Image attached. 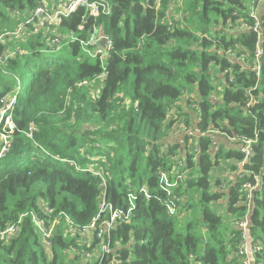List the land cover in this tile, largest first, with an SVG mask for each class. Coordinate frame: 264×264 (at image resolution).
<instances>
[{
    "label": "trees",
    "instance_id": "1",
    "mask_svg": "<svg viewBox=\"0 0 264 264\" xmlns=\"http://www.w3.org/2000/svg\"><path fill=\"white\" fill-rule=\"evenodd\" d=\"M106 1L108 15L86 17L79 8L48 29L30 25L19 38L7 35L0 43V99L20 89L16 128L0 158V230L27 214L17 234L0 238V264H240L233 227L245 214L242 185H253L254 176L251 234L260 247L256 262L264 264V0ZM38 5L0 0V33H10L5 30L17 14L29 15ZM93 26L111 42L104 68L78 41L62 40L68 54L52 51L54 38L74 33L87 40ZM249 95L257 101L250 107ZM178 122L207 134L181 145L171 133ZM238 138L255 141L241 173ZM196 144L200 153L193 161ZM219 167L226 171L213 175L212 191L211 173ZM160 172L174 185L173 216L163 204L169 197L160 189ZM226 172L232 179L222 189ZM130 193L135 209L111 230L109 254L87 261L81 253L100 240L93 236L90 248L83 246L60 217L86 227L102 201L125 209ZM188 194L201 210L184 218L177 233L174 218L191 208ZM211 203L224 207L227 227ZM30 213L46 225L60 220L50 248Z\"/></svg>",
    "mask_w": 264,
    "mask_h": 264
},
{
    "label": "built area",
    "instance_id": "2",
    "mask_svg": "<svg viewBox=\"0 0 264 264\" xmlns=\"http://www.w3.org/2000/svg\"><path fill=\"white\" fill-rule=\"evenodd\" d=\"M84 9L86 17L96 18L99 15H108L110 13V4L106 0H65L61 8L48 9L43 4L39 5L34 9V11L26 15L23 26L19 27L14 33H0V43L4 41V38L7 35H12L13 37L19 38L20 34L25 33L26 27L30 25H35L38 29H41L43 26L47 25H57L61 20L67 19L72 13L77 9ZM83 26H79V30H82ZM96 26L92 27V32L89 35L87 40H79L74 33H69L68 35H62L61 38H54L51 41L52 51H60L62 40L70 39V43L79 42L80 50L90 59H97L101 66L104 68L106 57L108 52L111 49L110 40L102 35H96ZM253 32H257L258 26L255 25L251 28ZM31 33L27 32L26 36L30 37ZM105 38V45H101L102 39ZM18 53H21L20 50H17ZM261 49L256 51L255 57L258 58L261 55ZM257 67V72H258ZM98 80L102 79V76L97 78ZM97 80V81H98ZM87 85V83H83ZM19 88L12 93L11 95L2 97L0 99V158L4 157L10 148V143L12 135L15 131V124L13 122L12 114L17 101V95L19 93ZM256 99L249 95L247 99L248 106H252L256 103ZM35 128L33 125L29 127L27 136L32 137ZM172 137L178 141L179 144L183 145L185 138L192 139L194 137L200 138L205 136L207 133L200 131L197 127L188 126L184 122H178L174 125L172 130ZM216 133H213L211 136L212 145L218 151V142L215 137ZM240 141V153L243 156V159L239 165L243 168L245 163L249 160L253 148L252 145L255 143L254 140L246 138H238ZM235 141V139H231ZM167 149V143L163 144L161 147L162 151ZM200 153V147L196 144L192 147L190 154L192 155V160L194 161ZM180 168L183 167L181 162H178ZM185 171H182L177 178L179 180L185 175ZM231 178L229 173L226 172L225 175L221 178V187L224 189ZM255 183L252 185L250 183H245L242 185V205L245 207V214L240 217L234 229L239 233L240 238L238 241V246L235 256L239 259L240 264H260L256 262V254L260 249L259 243L254 239L251 234V225H250V214L254 207V192L258 188L259 178L254 176ZM159 186L160 189L166 193L169 197L163 202L166 213L168 216H173L176 212V201L177 198L171 194V188L174 186L170 183L169 177L166 172H160L159 177ZM140 193L144 194L146 200L151 198L150 194L145 190L141 189ZM129 201V206L125 209H114L111 205L105 204L104 201L101 202V207L99 214L91 219L90 223L86 227H77L68 217L69 221L66 228L81 237V243L83 246L90 248V239L95 236L96 239L100 240L101 244L97 245V248L94 250H85L81 253V256L87 261L92 259H97L101 261L107 254L110 252V232L113 230L118 223L128 222L130 220L131 214L135 209L134 200L135 194L130 193L127 197ZM45 214L48 213V209H43ZM27 214L20 215L19 219L16 222L9 224L5 229L0 230V238L3 239L6 236H13L19 231L20 223ZM32 224L36 232L39 234L40 240L43 245L47 248H50L52 245L51 239L55 232L57 225L60 223V220L57 218L52 219L46 225L44 220L39 218L36 214L30 213ZM105 236H108V239L105 241ZM112 264V262H111Z\"/></svg>",
    "mask_w": 264,
    "mask_h": 264
},
{
    "label": "rangeland",
    "instance_id": "3",
    "mask_svg": "<svg viewBox=\"0 0 264 264\" xmlns=\"http://www.w3.org/2000/svg\"><path fill=\"white\" fill-rule=\"evenodd\" d=\"M35 1L37 3L43 4L48 9H54L55 7L56 8H61L65 0H35ZM25 18H26V15L23 12L22 13H18L17 14V19H15L12 22L11 26L9 27L11 30L8 29V30H5V31L10 32V33H14L15 31H17L19 29V27L23 26ZM16 28H17V30H15ZM95 34L96 35L98 34V30L97 29L95 31ZM67 41L70 42V39H67ZM15 44L16 43H14L13 46H12L13 50L17 48V45H15ZM59 52L61 54H68L67 45L66 44L62 45L61 44V48H60ZM47 56H48V54H47ZM98 81H100V80H98ZM97 86H100V85L98 84ZM223 166H225V165L223 164ZM222 168H224V167H219L217 169H214L212 171V173H211V190L212 191L215 190V188H214V176H217L218 174L221 175V172L224 173L226 171L225 169H222ZM227 185H228V181H227ZM193 199H194V196H192L191 194H188V200H189V204L191 205V208L188 211H186L184 215H180L177 218H174L175 229H176L177 233H181L184 230V227L186 225V223H183V219L184 218L191 217V216H193V218H194V214L200 213L201 206L196 201H194ZM208 206L211 207V208L215 207V209L218 211V213L223 215L224 220H225V225L224 226L227 227L229 225V221L230 220H229V217L224 212V207L221 206V205H218L217 203H214V204L211 203V204H208Z\"/></svg>",
    "mask_w": 264,
    "mask_h": 264
},
{
    "label": "bare ground",
    "instance_id": "4",
    "mask_svg": "<svg viewBox=\"0 0 264 264\" xmlns=\"http://www.w3.org/2000/svg\"><path fill=\"white\" fill-rule=\"evenodd\" d=\"M55 8H56V7H55ZM214 150H216L215 147H214ZM60 218H62V219H63V222L65 223V225L68 226L69 221H68V219L66 218V216H62V217H60Z\"/></svg>",
    "mask_w": 264,
    "mask_h": 264
},
{
    "label": "water",
    "instance_id": "5",
    "mask_svg": "<svg viewBox=\"0 0 264 264\" xmlns=\"http://www.w3.org/2000/svg\"><path fill=\"white\" fill-rule=\"evenodd\" d=\"M105 40H106L105 38L102 39V41H101V45H102V46L105 45ZM242 170H243V169H242V167L240 166V167H239V173H241Z\"/></svg>",
    "mask_w": 264,
    "mask_h": 264
},
{
    "label": "crops",
    "instance_id": "6",
    "mask_svg": "<svg viewBox=\"0 0 264 264\" xmlns=\"http://www.w3.org/2000/svg\"><path fill=\"white\" fill-rule=\"evenodd\" d=\"M98 35V34H97ZM231 179H232V177H231Z\"/></svg>",
    "mask_w": 264,
    "mask_h": 264
}]
</instances>
